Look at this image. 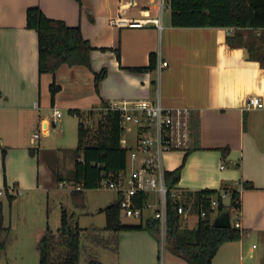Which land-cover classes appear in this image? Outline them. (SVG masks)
Wrapping results in <instances>:
<instances>
[{"label": "crops", "instance_id": "0c3cea01", "mask_svg": "<svg viewBox=\"0 0 264 264\" xmlns=\"http://www.w3.org/2000/svg\"><path fill=\"white\" fill-rule=\"evenodd\" d=\"M30 7L68 26H79L93 47L92 70L105 71L97 92L93 72L84 66L63 64L54 74L39 73L37 34L26 27ZM119 17L157 20L158 25L118 27L112 21ZM240 32L244 46L228 47L225 40L234 29L173 27L168 0H0V187L42 189L39 139L46 138L62 118L50 126L52 109L79 110L82 119L89 112L101 116L114 101L158 102L164 109L197 116V149L184 162V148L169 151L175 153L165 163L164 170L172 171L183 162L175 187L191 199L203 190L228 188L239 193L235 227L240 237L222 244L211 264H264V59L251 58L249 52L254 47L251 38L264 37V29ZM152 53L156 61L152 71L129 70L147 66ZM163 61L166 66L161 65ZM53 80L60 90L51 103ZM251 95L261 98L262 108L246 107ZM34 131L41 136L34 138L38 134ZM31 149L37 155L31 156ZM193 212H198L197 207ZM185 218L180 215V228ZM158 243L165 246L146 230L121 231L118 254L110 264H158ZM169 254L163 264H188Z\"/></svg>", "mask_w": 264, "mask_h": 264}, {"label": "trees", "instance_id": "16d2710c", "mask_svg": "<svg viewBox=\"0 0 264 264\" xmlns=\"http://www.w3.org/2000/svg\"><path fill=\"white\" fill-rule=\"evenodd\" d=\"M170 10V23L173 27H223L233 28L234 34L226 37L228 47L244 46V40L240 30L264 29V0H168ZM26 27L33 29L38 40V71L39 73L54 74L60 65L84 66L93 72L94 88L97 92L98 83L104 78V69L94 72L90 65V51L93 47L82 37L79 26H68L61 20L48 18L38 7H30L26 10ZM251 45L255 43L252 41ZM264 51V50H262ZM250 57L256 60L264 59V52L260 53V47H249ZM118 57V54H117ZM155 54H150L147 66L129 68L131 72L145 73L155 68ZM60 86L55 80L49 86L50 100L53 103ZM69 113L81 117L79 110H69ZM92 114V112H89ZM118 111L108 110L102 112L95 129L78 123V142L74 149V164L70 173L66 176L73 186L71 198L76 207L84 206V189L98 188V182L105 176H113L126 168L127 149L121 147L120 139L122 129L119 124ZM197 116L189 112L187 116V131L189 140L185 145V158L193 150L197 149ZM32 149L30 153H32ZM5 153L1 152L3 167ZM180 166L172 171L164 170V183L168 189L176 186L180 179ZM59 181L63 178L57 176ZM80 186L77 190L75 187ZM246 188L251 185H244ZM195 200L204 197L201 208L206 211L204 217L198 218L193 228H180V215L176 211L178 205L170 195L167 196L166 208V238L165 246L176 256L184 259L188 264H211L213 257L220 246L226 242L236 241L240 237V230L232 226L229 228H217L212 225L209 218V203L212 198L218 200L215 209L219 215L239 209V193L230 191L229 205L221 202L219 192L215 190H203L196 192ZM190 197V196H189ZM13 199V196H9ZM145 199L139 195L136 199L138 205ZM120 200L108 204L99 212L105 214L106 224L104 228H80L72 222L66 210L62 209L58 235H54L47 228L38 240L37 248L40 254L38 264H78L80 251L87 253V264H103L98 259V253L94 248L103 250H116L117 237L124 230H146L159 240V222L153 217L136 225L123 224L120 220ZM196 207V206H195ZM2 227L1 203H0V231ZM58 238L66 247L62 258L54 261L52 252L58 243ZM4 249V241L0 240V251Z\"/></svg>", "mask_w": 264, "mask_h": 264}, {"label": "rangeland", "instance_id": "374dc122", "mask_svg": "<svg viewBox=\"0 0 264 264\" xmlns=\"http://www.w3.org/2000/svg\"><path fill=\"white\" fill-rule=\"evenodd\" d=\"M252 41L255 43L254 47L260 46V53H263L264 37H253ZM153 74L155 75V73ZM156 86L157 83L155 82L153 93ZM61 113L60 122L56 124L55 129H51V133L46 138L41 136L40 131H34L41 136L39 139L42 145L38 154V173L40 188L42 189H27L21 185H15L10 187V189H14L10 191L2 187L4 193L0 196V203L4 230L0 231V240L4 241V249L0 251V264H38L40 258L37 248L38 240L47 228L52 234H59L62 209L66 210L69 216H72V222L77 223L80 228H104L106 224L105 214L99 212V209L104 208L118 198V192L112 188L84 189V206L76 207L74 205L71 198L73 186L68 182L66 176L70 173L74 164L73 152L78 142V123L81 120L84 125L93 130L100 116L94 112L80 119L67 110L62 109ZM121 137L125 140L127 147H132L135 138L133 131H124ZM39 140L37 139L36 143ZM34 149L38 152V145L34 146ZM36 152H32L31 156L37 155ZM173 153L175 151L163 154L164 169L166 167L165 163L172 160ZM34 158L36 159V157ZM134 164L137 167L138 163L134 162ZM129 166L130 161H128V168ZM57 176L62 177L63 180L59 181ZM42 178L43 182H41ZM9 196H13V199H10ZM149 199V203L152 205L143 211V219L154 212V195L151 194ZM221 202L225 206L229 205V197L222 198ZM218 213L217 209L211 211L209 213L210 220L213 221ZM182 216L186 217L182 223L184 228L196 226L199 218L198 212L183 214ZM230 219L232 226H236L237 214L235 211L231 212ZM120 220L124 224L139 221L137 218L123 215L120 216ZM57 242L52 252L54 261L60 260L63 257L62 254L67 250L65 246L60 244V238ZM94 250L99 254V261L103 264H110L118 254V237L116 250H103L100 248H94ZM169 253L171 252L166 246L158 243V264H163L164 257L170 255ZM78 264H87V253L82 250L80 251Z\"/></svg>", "mask_w": 264, "mask_h": 264}, {"label": "built area", "instance_id": "2783aa9c", "mask_svg": "<svg viewBox=\"0 0 264 264\" xmlns=\"http://www.w3.org/2000/svg\"><path fill=\"white\" fill-rule=\"evenodd\" d=\"M158 25L157 20H131L116 18L112 21L118 27L139 28L147 23ZM233 30V28H231ZM166 66V62H162ZM248 109L262 108L263 102L257 95H251L246 100ZM118 111L120 114L119 124L122 131H133L135 138L132 147H127L124 139H120L121 147L127 149V159L130 161L126 169L113 176H105L98 182V187L115 189L121 195L120 215L130 218L141 219L143 211L152 204L149 203V194L155 193L156 199L153 203L154 212L151 215L159 222V239L164 244L166 238V208L167 196L170 195L174 201L178 202L176 211L179 215L190 214L194 207H197L200 217L206 215V211L201 208L204 197L198 200L186 197L182 189L173 187L168 189L164 183L163 154L175 149H185L189 140L187 131L188 111L178 109H164L158 102L138 99H124L114 101L110 106L103 109ZM53 126L61 117V111L51 110ZM38 134L34 135L37 138ZM137 162V167L133 166ZM77 190L80 186L75 187ZM10 191L14 189H9ZM4 189L0 187V196ZM228 188L219 192L220 198L229 196ZM139 195H144L145 199L138 205L136 199ZM218 205V200L212 198L209 203V210L213 211ZM196 209V208H195Z\"/></svg>", "mask_w": 264, "mask_h": 264}, {"label": "water", "instance_id": "95a60500", "mask_svg": "<svg viewBox=\"0 0 264 264\" xmlns=\"http://www.w3.org/2000/svg\"><path fill=\"white\" fill-rule=\"evenodd\" d=\"M212 225L217 228H229L231 227V219H230V211L229 209H225V213L223 215H219L214 219Z\"/></svg>", "mask_w": 264, "mask_h": 264}]
</instances>
